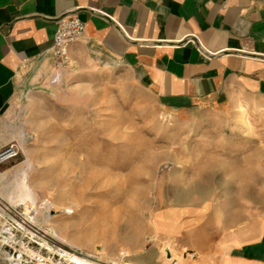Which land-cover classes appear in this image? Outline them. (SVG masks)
<instances>
[{
	"label": "rangeland",
	"instance_id": "1",
	"mask_svg": "<svg viewBox=\"0 0 264 264\" xmlns=\"http://www.w3.org/2000/svg\"><path fill=\"white\" fill-rule=\"evenodd\" d=\"M69 55L5 120L0 264H217L224 221L264 230V97L167 112L130 68Z\"/></svg>",
	"mask_w": 264,
	"mask_h": 264
},
{
	"label": "crops",
	"instance_id": "2",
	"mask_svg": "<svg viewBox=\"0 0 264 264\" xmlns=\"http://www.w3.org/2000/svg\"><path fill=\"white\" fill-rule=\"evenodd\" d=\"M72 15L85 32L70 54L89 46L130 68L167 112L264 97V0H0V148L18 135L5 124L12 106L54 71L57 21ZM219 240L217 264H264L258 222L232 231L224 221Z\"/></svg>",
	"mask_w": 264,
	"mask_h": 264
},
{
	"label": "built area",
	"instance_id": "3",
	"mask_svg": "<svg viewBox=\"0 0 264 264\" xmlns=\"http://www.w3.org/2000/svg\"><path fill=\"white\" fill-rule=\"evenodd\" d=\"M85 32V24L75 15L62 16L57 21L53 36V45L50 52L57 61L58 68L67 67L70 62L69 46L82 38ZM19 147L11 141L0 148V164L16 157Z\"/></svg>",
	"mask_w": 264,
	"mask_h": 264
},
{
	"label": "bare ground",
	"instance_id": "4",
	"mask_svg": "<svg viewBox=\"0 0 264 264\" xmlns=\"http://www.w3.org/2000/svg\"><path fill=\"white\" fill-rule=\"evenodd\" d=\"M42 220H39L38 222H41ZM25 224V223H24ZM21 226H22V228H23V230L24 231H28L29 230V228L28 227H26V226H24L22 223H21ZM59 236V235H58ZM62 239H64V238H62ZM64 241L66 242V243H68L69 245H71V246H74V247H79V245L78 244H76V243H74L72 240H66V239H64ZM80 249V248H79ZM78 251V250H77ZM73 252V251H72ZM162 253L164 252L163 250L161 251ZM173 252V251H172ZM68 253V252H67ZM97 253H99V252H97ZM163 255V254H162ZM174 255H176V256H179L180 254H178V253H175ZM181 257V256H180ZM72 258V261H74V263H71V264H95V263H93V262H91V261H88L87 259H83L82 257H79V256H77V255H68V258L67 259H71ZM167 261H169V260H167ZM52 262V261H51ZM55 263V262H54ZM177 264H181V261H179Z\"/></svg>",
	"mask_w": 264,
	"mask_h": 264
}]
</instances>
